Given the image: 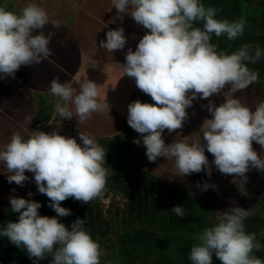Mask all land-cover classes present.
Wrapping results in <instances>:
<instances>
[{
	"label": "clouds",
	"instance_id": "clouds-1",
	"mask_svg": "<svg viewBox=\"0 0 264 264\" xmlns=\"http://www.w3.org/2000/svg\"><path fill=\"white\" fill-rule=\"evenodd\" d=\"M111 4L116 9L111 22H122L129 16L148 30L135 50L127 48L124 63L119 64L123 74L134 78L136 88L152 101L142 103L137 99L126 106V123L142 134L132 142L144 146L147 160L171 158L172 174L177 177L203 170L210 178L214 166L219 173L238 178L242 186L249 170L264 172V95L251 108L236 96L257 83L258 71L248 64L264 57V49L259 44L244 43L225 52L211 42L212 36L222 34L228 40L236 39L243 34L245 22L217 18L219 9L205 7L202 0H111ZM46 25L56 28L58 22L50 20L36 0H24L19 11L0 4V79L14 78L21 66L39 64L52 56L48 46L51 33L45 32ZM125 44L120 26L108 29L99 41V47L110 53L125 49ZM98 88L88 78L79 83V90L59 76L48 81L54 111L62 119L75 114L78 123L93 113L110 117L111 105L106 97L98 99ZM213 95L222 97V102L215 103L210 99ZM204 99L208 102L201 108L210 118L203 119L199 127L202 139L176 132L179 138L165 143L162 133L181 129L193 102ZM77 136L80 143L56 130H31L27 138L13 132L0 146V164L8 173L6 181L23 186L29 181L25 171L32 173L36 192L48 198L46 206L55 213L40 215L41 204L31 199V191L26 193L28 199L8 197L11 212L18 215L15 221L0 224V237L23 249L31 264H39L48 256V264H100L103 250L86 229L85 219L77 217L68 227L59 221L71 215L70 209L61 206L69 197L83 204L99 199L107 205L111 199L110 193L105 195L106 179L111 174L105 167V147L80 130ZM253 142L260 146L259 155ZM205 151L213 157L211 166ZM195 187L206 191L215 190L216 185L204 180L197 181ZM170 211L177 217L185 216L183 206L174 205ZM216 212V222L195 235L196 242L187 257L190 264H212L213 255L220 264H264L253 251L261 249L257 237H264V230L253 233L244 227L249 210L231 206Z\"/></svg>",
	"mask_w": 264,
	"mask_h": 264
},
{
	"label": "crops",
	"instance_id": "crops-1",
	"mask_svg": "<svg viewBox=\"0 0 264 264\" xmlns=\"http://www.w3.org/2000/svg\"><path fill=\"white\" fill-rule=\"evenodd\" d=\"M11 9L19 11L24 6V0H11ZM48 13L50 20L58 22V27L45 26V32H50L49 48L52 56L42 60L39 64L21 66L15 72V77L0 79V146L6 144L13 132H20L27 138L31 130L50 132L56 130L65 137L77 139L80 130L93 138L100 146L112 140L124 138L126 140V157L129 162H134L145 175L160 182H178L184 179L194 178V201L206 202L215 205L219 202L240 204L242 206L262 203L264 198V172H258L254 168L245 175L247 182L242 186L238 178L233 175L219 173L211 166L213 157L205 151V155L211 166L210 178L205 176L202 170L184 177L174 176L173 160L158 157L154 162H149L145 156V148L142 144H134V138L140 135L126 123L127 104L140 100L152 103L151 98L136 88L134 78L123 74L119 64L124 63V53L127 48L135 50L139 38L146 32L142 26L136 24L131 17L125 16L121 22L115 19L116 9L111 0H36ZM123 27L126 37L125 49L114 50L112 53L99 47V41L104 39V33L108 29ZM44 79L38 83L35 78ZM53 76H59L61 81H70L72 87L79 90V83L83 79H91L99 85L98 99L106 97L111 105L110 117L93 113L89 119L78 123L75 114L71 119H62L53 108V100L48 91V81ZM264 95V84L261 81L249 85L246 89L236 93L241 103L254 107L257 99ZM215 103L222 102V97L213 95L210 97ZM207 99L194 101L191 109H188L189 117L181 129L168 134L162 133L165 143L171 142L176 132L181 135H190L196 140L202 139L199 127L203 119L210 118L206 109L201 105L207 104ZM194 112V114H193ZM111 148V147H110ZM253 148L258 155L260 146L253 142ZM110 153H106L109 155ZM261 155H264L262 153ZM113 160V159H112ZM6 169L0 164V210L10 208L8 197L15 195L26 198V193H36L35 184L31 182L32 173L25 171L29 181L23 186L6 181ZM207 180L215 184L213 190L200 191L195 187L197 181ZM15 189V192H11ZM204 194V195H203Z\"/></svg>",
	"mask_w": 264,
	"mask_h": 264
},
{
	"label": "rangeland",
	"instance_id": "rangeland-1",
	"mask_svg": "<svg viewBox=\"0 0 264 264\" xmlns=\"http://www.w3.org/2000/svg\"><path fill=\"white\" fill-rule=\"evenodd\" d=\"M10 3L11 0H0V4L12 10ZM202 3L205 7L219 9L217 18L245 22L243 34L234 40H228L223 34L212 36L211 42L218 51L231 52L244 43L259 44L264 49V0H202ZM196 26H200V22ZM248 67L258 71V80L264 84V57L255 64L249 63ZM35 79L38 83L44 80L42 76ZM101 146L110 153L105 155V167L111 173L106 179L108 192L105 195L111 194L110 202L104 205L95 199L83 204L70 197L64 207L70 209L71 215L59 218L66 227L77 217L85 219L86 229L103 250L100 264H190L187 257L196 242L195 235L216 222V211L231 206L249 210L250 215L243 222L247 232L264 230V198L254 208L227 202L213 206L198 199L194 201V178L192 181L189 178L178 182L156 181L141 172L134 162H129L124 138ZM32 193L31 199L41 204L38 211L52 210L46 206V196ZM174 205L183 206L184 217L170 211ZM17 215L10 208L0 210V224L15 221ZM257 238L262 247L253 251L264 260V237ZM50 259L48 256L39 264H48ZM0 264H31V261L23 249L4 239L0 240ZM212 264H220L214 255Z\"/></svg>",
	"mask_w": 264,
	"mask_h": 264
},
{
	"label": "trees",
	"instance_id": "trees-1",
	"mask_svg": "<svg viewBox=\"0 0 264 264\" xmlns=\"http://www.w3.org/2000/svg\"><path fill=\"white\" fill-rule=\"evenodd\" d=\"M69 200H70V197L67 198L66 200L62 201L61 202V206L64 207L65 206V203L68 202ZM38 213L40 215H47V216H54L55 215V213H54L53 210H51V211L40 210V211H38ZM4 239H7V238L6 237H0V240H4Z\"/></svg>",
	"mask_w": 264,
	"mask_h": 264
},
{
	"label": "water",
	"instance_id": "water-1",
	"mask_svg": "<svg viewBox=\"0 0 264 264\" xmlns=\"http://www.w3.org/2000/svg\"><path fill=\"white\" fill-rule=\"evenodd\" d=\"M146 31H148V30L146 29Z\"/></svg>",
	"mask_w": 264,
	"mask_h": 264
}]
</instances>
